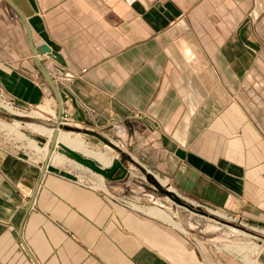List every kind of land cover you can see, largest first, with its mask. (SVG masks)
Returning <instances> with one entry per match:
<instances>
[{"label": "crops", "instance_id": "1", "mask_svg": "<svg viewBox=\"0 0 264 264\" xmlns=\"http://www.w3.org/2000/svg\"><path fill=\"white\" fill-rule=\"evenodd\" d=\"M0 91L89 123L129 170L102 180L0 140V264H241L149 212L184 220L143 174L264 220V0H0Z\"/></svg>", "mask_w": 264, "mask_h": 264}, {"label": "rangeland", "instance_id": "2", "mask_svg": "<svg viewBox=\"0 0 264 264\" xmlns=\"http://www.w3.org/2000/svg\"><path fill=\"white\" fill-rule=\"evenodd\" d=\"M14 111L15 112L12 113V111H8L3 106H0V112L2 113V115L0 114V120L4 121L5 123L3 127L0 126V140L4 144L20 150L21 152L26 151L27 153H30L31 156L37 159L44 160L46 158H44L43 151L37 149L33 144L32 139H35L36 144L40 146V140L37 139L36 136L40 135L46 138V141L44 143H47L48 136L47 134H40L32 130V128L28 126V123H38V125L42 127L54 128V130H57V128H59L63 131L70 132L73 136L82 138L90 148L97 151H102L108 157H110V164L112 160H114L113 157L117 154H120V156L117 158L122 157L121 153L111 148L108 144H106L96 136L85 133L83 131V128H91V125L89 123H62L58 120L56 111L50 108L48 104L41 105L40 108H35L34 110L20 111L16 109ZM65 124L74 126L76 127V129L64 128L62 125ZM10 126L18 127V130L23 132L24 135H20L16 131L11 130ZM48 147L51 151L55 150L65 155L64 153H62L59 144L52 140L51 142L48 141ZM64 157L65 162L68 161L76 166H79L83 170H89L92 173L94 172L89 168L81 165L80 163H77L74 159L69 158L66 155ZM94 174H96L98 177L100 176L102 180H106V178L102 175L96 172H94ZM143 178L156 191L155 198L153 200L164 202L166 205L172 207V209L174 210V214H177L179 217L184 219L181 220V225L186 230L195 231L196 234H199L204 238H208L210 241L214 242L218 250L227 255H230V257L232 256L236 258L237 261L241 264H264L262 260H259L257 258L258 254L264 253L263 226L250 223L249 218L247 217L237 216L235 214L209 205L201 204L210 212V214H216V218L200 215L172 201L168 196L157 189L154 183L147 179L146 173L143 174ZM145 206L147 207L156 205L150 201L148 204H145ZM221 219H224V221Z\"/></svg>", "mask_w": 264, "mask_h": 264}, {"label": "water", "instance_id": "3", "mask_svg": "<svg viewBox=\"0 0 264 264\" xmlns=\"http://www.w3.org/2000/svg\"><path fill=\"white\" fill-rule=\"evenodd\" d=\"M42 50L44 52H48L56 60L64 64L62 55L58 51L52 50L50 46H46L45 48H42ZM72 99H73V104L77 106L73 96H72ZM78 110L80 111L82 118L85 120V115L82 109L78 108ZM61 115L62 114H59V116L57 117L59 121H61ZM62 126L68 129H76V127L66 125V124ZM83 131L85 133L96 136L97 138H99L100 140L108 144L111 148L115 149L116 151L120 153L122 152V148L118 144H116L113 140H111L109 137H107L105 134H103L102 132L92 129V128H83ZM56 134H57V130H55L54 132V138L52 140L54 142H55ZM36 137L37 139L40 140V144H43L46 141V138H44L43 136L38 135ZM58 144L61 147V151L65 153L68 157L74 159L77 163H80L81 165L89 168L90 170L102 175L108 180L121 179L125 177L129 171L128 166L124 164L123 158L114 159L110 165L105 166L101 162L93 158L84 156L78 151L68 147L64 143H58ZM148 178L149 180H152L154 184H156V186L162 193H164L166 196H168L172 201H174L178 205L184 206L187 209L194 211L200 215L208 216L211 218H216V214H210V212L206 208H204L201 204H196L195 202L188 200L187 198H185L184 196L176 192L174 189L170 188V186H168L167 184H163L162 182L156 180L152 173L148 174ZM221 220L224 221V219H221ZM249 222L264 227V220H258V219L251 218L249 219Z\"/></svg>", "mask_w": 264, "mask_h": 264}, {"label": "bare ground", "instance_id": "4", "mask_svg": "<svg viewBox=\"0 0 264 264\" xmlns=\"http://www.w3.org/2000/svg\"><path fill=\"white\" fill-rule=\"evenodd\" d=\"M28 126H30L32 128V130H34V131H36V132H38L40 134H47L48 141L51 142V140H53V138H54V132H55L54 128L42 127V126L38 125V123L37 124L36 123H28ZM10 129L13 130V131H16L20 135H24L23 132H21L20 130H18V127L10 126ZM32 141H33V144L36 146L37 149L43 151L44 157L49 158V159L51 158L56 163H63V162H65V157L64 156L66 154L64 153L65 155H63V154L59 153L58 151H55V150L51 151V150H49L48 141H47V143H43V144H40L39 143L40 146L36 144L35 139H32ZM55 142L57 144L58 143H64L68 147H70V148L78 151L79 153L83 154L84 156H88L90 158H93V159L101 162L105 166L110 165V159H109L110 157H108L104 152L97 151L95 149L90 148L86 144V142H85L84 139L79 138L77 136H73L68 131H63V130L57 128V134L55 136ZM161 181H162V183H165L164 180H161ZM147 209L151 213L160 215L163 218L164 217L167 218L168 220H170L171 222H173L176 226H182V225H180V222L179 221L173 219L170 214H168L165 210H163V209H161V208H159L157 206H148ZM256 264H262V263H256Z\"/></svg>", "mask_w": 264, "mask_h": 264}, {"label": "built area", "instance_id": "5", "mask_svg": "<svg viewBox=\"0 0 264 264\" xmlns=\"http://www.w3.org/2000/svg\"><path fill=\"white\" fill-rule=\"evenodd\" d=\"M0 106H3L6 110L12 111V112H14V110L17 109V106L15 105V103L9 100L2 91H0ZM35 108H40V107L37 106V107L32 108L31 110H34ZM61 122L68 123V124H77V122L67 112L62 113ZM83 183L94 189H101V190L106 189L105 185H101L100 183L92 179L85 180L83 181ZM121 201L128 207L142 208L140 207V205H138L135 201L131 200L130 198L122 197Z\"/></svg>", "mask_w": 264, "mask_h": 264}]
</instances>
